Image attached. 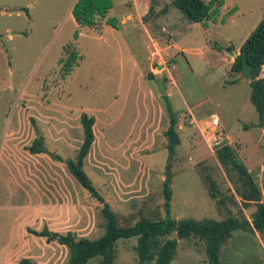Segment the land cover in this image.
I'll return each mask as SVG.
<instances>
[{
    "label": "rangeland",
    "instance_id": "1",
    "mask_svg": "<svg viewBox=\"0 0 264 264\" xmlns=\"http://www.w3.org/2000/svg\"><path fill=\"white\" fill-rule=\"evenodd\" d=\"M150 1L139 17L126 21L133 0H112L106 18L116 27L98 19L91 29L71 18L76 0H0V264L36 257L41 264L68 262L66 247L28 235L27 227L90 240L103 235L102 204L65 165L82 142V113L95 119L84 171L120 226L165 218L167 174L172 219L219 221L222 209L209 197L204 177L230 199L239 187L236 174L228 180L215 159L222 144L235 150L237 163L264 193V128L250 99V79L229 73V51L238 53L262 20L264 0H221L215 22L206 25L187 21L172 0ZM149 73L155 79L148 80ZM158 79L177 117L180 144L171 156L167 100ZM213 119L217 144L210 145L200 122ZM38 136L47 152L29 155L26 149ZM254 211L237 203L233 208L235 217L248 221ZM36 212L44 221L36 222ZM167 239L177 240L170 264H208L204 242L175 233ZM136 242L118 240L113 264H138ZM219 261L264 264V236L234 233Z\"/></svg>",
    "mask_w": 264,
    "mask_h": 264
},
{
    "label": "trees",
    "instance_id": "2",
    "mask_svg": "<svg viewBox=\"0 0 264 264\" xmlns=\"http://www.w3.org/2000/svg\"><path fill=\"white\" fill-rule=\"evenodd\" d=\"M222 4L221 0H210L205 3L202 0H172L171 6L179 10L184 18L190 23L206 25L208 21L215 22ZM112 8V0H77L72 8V16L79 26L88 28L97 27L98 19H105ZM107 24L115 28L112 19H106ZM70 59H75L72 55ZM69 60V59H68ZM229 73L241 75L250 79L251 102L258 114L260 125L264 128V17L249 34L239 48L238 56L232 62ZM148 80L155 79V75L148 74ZM167 112L169 115V126L165 132L167 140L166 149L171 156L180 139L176 131L177 117L172 111L167 96ZM83 131V138L73 159L65 161L69 173L93 198L101 204V215L104 220V233L96 240L85 237L76 238L72 232L61 234L50 231L46 227L41 231L27 228V232L35 237L44 238L47 243L57 242L69 251V260L66 264H113L115 258V244L120 239L135 237L137 239L134 251L138 258V264H170L173 260L176 248V239H167L175 233L178 239H198L205 244L208 264H221L219 253L222 245L228 241L236 231H247L251 234L261 233L264 236V203L260 198L259 186L248 173L247 169L237 163L235 150L229 145L222 144L215 150V159L222 166L231 180V173L236 174L239 187L234 190L241 201L243 209L255 205V211L251 221L243 217L224 219L222 221L174 220L170 217L171 189L167 181L163 184V208L165 218L151 221L140 219L132 226H120L118 216L110 209L108 203L104 202L98 194L91 180L84 171L85 160L94 143L93 127L95 119L86 113L79 118ZM35 132L37 129L35 127ZM43 138H34L26 151L31 155L45 154L47 151L43 145ZM58 160L60 157H56ZM204 184L208 195L215 199L219 208L230 199L229 195L221 191V187L210 176L204 177ZM219 195L223 197L220 199ZM234 201L233 199H230ZM19 264H36L31 259H21Z\"/></svg>",
    "mask_w": 264,
    "mask_h": 264
},
{
    "label": "crops",
    "instance_id": "3",
    "mask_svg": "<svg viewBox=\"0 0 264 264\" xmlns=\"http://www.w3.org/2000/svg\"><path fill=\"white\" fill-rule=\"evenodd\" d=\"M76 2H77V0H76ZM75 2V3H76ZM150 0H144V4L143 5H140L138 2H137V0H133V3H134V5H133V11H131L133 14H129V15H127L126 17H125V19L124 20H126V21H133L136 17H139L140 16V14L142 13V12H144V10H146V9H148L149 7H150ZM71 18H73V16H72V12H71ZM105 19H107V18H105ZM73 20H74V18H73ZM140 21V23H141V25L143 26V28H144V24L142 23V21L141 20H139ZM74 22H75V20H74ZM76 23V22H75ZM76 25H77V27H80L77 23H76ZM144 31H145V34H146V36H147V39H149L150 40V42H152V38L150 37V35H149V33H148V31L146 30V29H144ZM153 43V42H152ZM158 68H159V66H158ZM165 88V87H164ZM166 90V89H165ZM167 92V91H166ZM191 114V113H190ZM191 116H192V114H191ZM200 121H202V120H200ZM192 122H194V123H197L196 122V120L194 119V117L192 116V120H191V123ZM208 123V122H207ZM200 125L201 126H204V123L203 122H200ZM5 136H6V133H5ZM30 155V154H29ZM217 161V160H216ZM262 171H264V168H262ZM254 180V179H253ZM255 181V180H254ZM260 192H261V196H260V198L262 199V201H264V193H263V191L261 190V188H260ZM232 193L234 194V192L232 191ZM212 202H214V201H212ZM235 203H237L239 206H240V208L242 209V210H244L243 208H242V206H241V201H240V199L239 198H237L236 196H234V201L233 200H230V199H227L226 200V204H225V207L228 209V211L231 213V214H233V208L235 207ZM250 206H254L255 207V205H250ZM249 206V207H250ZM37 209H39V204H38V202H37V205H36V211H37ZM234 215V214H233ZM44 216V215H43ZM34 218L36 219V222H39V220L40 219H42V221H44V219H43V217H39V213L38 212H36V216H34ZM236 218V217H235ZM224 219V214L222 215V217H221V219L219 220V221H222ZM63 220V219H62ZM251 221V220H250ZM55 222H57V221H55ZM60 223H62V221L60 220H58V222H57V224H60ZM49 225H51V223L49 222ZM27 228H29V227H27ZM33 230V229H32ZM35 231H37V230H35ZM41 231V230H40ZM50 231H53V230H50ZM27 232V231H26ZM54 232V231H53ZM236 232H241V231H236ZM236 232H234V233H236ZM59 233V232H58ZM233 233V234H234ZM27 234L28 235H31V234H29L28 232H27ZM233 234H232V236L231 237H233ZM258 234V235H257ZM256 237H258V236H260V237H262L259 233H255L254 234ZM33 236V235H32ZM44 239V238H43ZM52 243V242H51ZM262 243H263V241H262ZM222 247H223V245H222ZM29 257V256H28ZM23 259H29V258H23ZM31 259V258H30ZM33 262H35L36 264H41V261H40V259L39 258H35V259H31ZM20 261V260H19ZM19 261L18 260H15L14 259V262L15 263H17V264H19Z\"/></svg>",
    "mask_w": 264,
    "mask_h": 264
},
{
    "label": "water",
    "instance_id": "4",
    "mask_svg": "<svg viewBox=\"0 0 264 264\" xmlns=\"http://www.w3.org/2000/svg\"><path fill=\"white\" fill-rule=\"evenodd\" d=\"M152 11V9H150L149 13ZM230 55L232 57H234V59L238 56V53H236L233 49L229 51ZM157 87H158V90L160 91L161 95L164 96L166 94V90L164 88V80L163 79H158L157 82ZM168 173V171H167ZM169 176L167 174L166 176V181L167 183H169ZM223 196L222 195H219V198L221 199ZM221 209H222V212L225 216L226 219H232V218H235V215L231 214L228 209L225 207V205H221ZM261 236H263V234L260 233Z\"/></svg>",
    "mask_w": 264,
    "mask_h": 264
},
{
    "label": "built area",
    "instance_id": "5",
    "mask_svg": "<svg viewBox=\"0 0 264 264\" xmlns=\"http://www.w3.org/2000/svg\"><path fill=\"white\" fill-rule=\"evenodd\" d=\"M193 123V122H192ZM217 122L215 119H213L211 122H208L206 125L200 127V131L202 133H209V137L207 140V143L210 145L217 144V140L215 137V134L217 133Z\"/></svg>",
    "mask_w": 264,
    "mask_h": 264
}]
</instances>
